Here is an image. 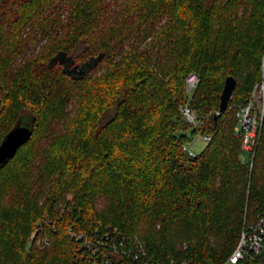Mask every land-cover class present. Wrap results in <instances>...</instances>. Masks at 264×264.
<instances>
[{"label": "trees", "instance_id": "1", "mask_svg": "<svg viewBox=\"0 0 264 264\" xmlns=\"http://www.w3.org/2000/svg\"><path fill=\"white\" fill-rule=\"evenodd\" d=\"M263 53L264 0H0V145L32 130L0 165V264H91L71 226L221 264L264 202V124L253 169L235 136Z\"/></svg>", "mask_w": 264, "mask_h": 264}, {"label": "built area", "instance_id": "2", "mask_svg": "<svg viewBox=\"0 0 264 264\" xmlns=\"http://www.w3.org/2000/svg\"><path fill=\"white\" fill-rule=\"evenodd\" d=\"M199 77L191 74L187 78V91L191 95L199 84ZM191 98V97H189ZM187 120L194 125L200 121L190 107V100L182 107ZM264 124V53L261 59V75L254 86L246 105L238 112V123L235 136L242 139L244 148L251 154L250 166L254 165L255 148L260 142ZM207 141L210 136H204ZM244 162V155L241 154ZM69 235L80 244L87 253L91 264H163L151 256L147 243L136 234H128L118 228H95L91 233L76 231L73 226L68 229ZM36 236L33 234L32 239ZM48 243L39 239L38 243ZM264 259V202L260 213L252 222H245L240 239L233 252L221 264H262ZM167 264H194L187 259L171 260Z\"/></svg>", "mask_w": 264, "mask_h": 264}, {"label": "water", "instance_id": "3", "mask_svg": "<svg viewBox=\"0 0 264 264\" xmlns=\"http://www.w3.org/2000/svg\"><path fill=\"white\" fill-rule=\"evenodd\" d=\"M237 86V81L233 77H228L225 81L223 93L221 95L220 110L215 113V118L226 111L230 100L233 97L234 90ZM32 130L30 124H23L19 122L5 137L0 145V165L5 163L10 157H12L18 147L24 143L30 136ZM264 264V259L262 261Z\"/></svg>", "mask_w": 264, "mask_h": 264}, {"label": "rangeland", "instance_id": "4", "mask_svg": "<svg viewBox=\"0 0 264 264\" xmlns=\"http://www.w3.org/2000/svg\"><path fill=\"white\" fill-rule=\"evenodd\" d=\"M260 70H261V64H260ZM187 94H188L189 97H192V95L190 93H187ZM27 121H28V119H27L26 116L25 117L23 116L22 119L20 120V122H22L23 124H27L28 123ZM189 136H191V139L187 143V147H188V150L190 151V153L193 154V155L201 153L206 148L208 141L204 138V136L199 135V134L198 135H193L192 133H189ZM258 144L256 145L255 152L257 150ZM241 154L244 155V158H245L244 159V163L250 165L251 154L248 151L245 150L243 141H242V146H241ZM241 154H240V157H241ZM255 163L256 162H254V165H255ZM254 165H253V167H254ZM253 167L251 169H253ZM261 203H262V201L259 204H257L256 207L252 206L249 213H248V209H247L244 223L246 221L247 222H252L255 219V217L259 214L258 210H256V209H257L258 206H260ZM31 240H32V238H31Z\"/></svg>", "mask_w": 264, "mask_h": 264}]
</instances>
